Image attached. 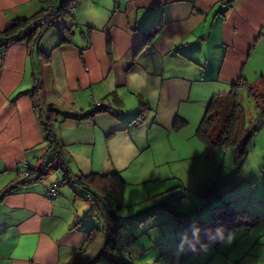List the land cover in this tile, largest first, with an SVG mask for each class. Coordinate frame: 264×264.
I'll return each instance as SVG.
<instances>
[{"label": "crops", "instance_id": "0c3cea01", "mask_svg": "<svg viewBox=\"0 0 264 264\" xmlns=\"http://www.w3.org/2000/svg\"><path fill=\"white\" fill-rule=\"evenodd\" d=\"M45 1L0 0V32L42 14ZM158 22L161 33L138 51ZM53 23L39 27L36 45L9 43L0 55V264H72L95 243L79 253L93 208L71 191L48 197L59 178L48 172L123 171L127 180L186 127L195 135L209 100L234 83L258 89L264 75L255 63L264 58V0H75L73 19ZM47 159L41 179L19 183Z\"/></svg>", "mask_w": 264, "mask_h": 264}, {"label": "rangeland", "instance_id": "374dc122", "mask_svg": "<svg viewBox=\"0 0 264 264\" xmlns=\"http://www.w3.org/2000/svg\"><path fill=\"white\" fill-rule=\"evenodd\" d=\"M262 62L261 56L255 59L256 64ZM237 91L246 119H254L258 113L256 100L246 87ZM98 108L107 110L105 106ZM189 128L180 133L183 140L174 139L164 151L152 153L143 172L138 173L141 163L134 164L129 172L132 177L127 180L122 171L127 181L125 205L114 212L118 230L112 237L108 212L93 192L64 181V170L46 174L48 177L59 174L58 180L51 182H64L58 187L60 194L71 191L76 205L87 202L93 208L92 215L81 222L80 228L89 232L95 227L97 238L89 252L72 264H264V223L236 228L218 245H207L183 255L187 240L198 229L197 222L214 220L228 208L252 213L264 210V115L246 145L245 155L238 158L232 146L209 148L190 134ZM196 128L193 127L194 132ZM43 165L47 167L49 160ZM206 188L218 193L219 200L208 202L202 196ZM87 207L80 209L83 212ZM174 212L188 216L190 224L177 227ZM130 237L134 241L129 244L131 256H128L122 246ZM108 239H111L109 248L105 244Z\"/></svg>", "mask_w": 264, "mask_h": 264}, {"label": "trees", "instance_id": "16d2710c", "mask_svg": "<svg viewBox=\"0 0 264 264\" xmlns=\"http://www.w3.org/2000/svg\"><path fill=\"white\" fill-rule=\"evenodd\" d=\"M61 3L62 4H60L59 7L55 4L56 24L53 23L54 25L50 24V26L57 25L58 18L60 17L65 18L66 16H69L73 19L75 0H62ZM46 7L47 2L45 1L44 9ZM40 15L41 12L28 19L15 20L9 28L0 32V55L3 54L9 43L25 41L28 48L36 45L41 38L44 28H33L32 30H28V24L34 22ZM72 27L73 24L65 29L63 27L64 30H62L60 38L62 42L70 41L68 36L72 33ZM162 27L163 25L158 22L154 27L146 30L137 47V50L139 51L145 46L151 44L152 41H154V39L161 33ZM241 83L232 84L228 93L209 100L205 107L204 114L195 130L196 137L200 139L205 146L207 145L209 148L232 146L237 158L245 155L246 145L249 139L254 135L262 115H264V75L261 76V85L258 89H255L252 86L244 85V82ZM239 87H246L249 95L257 102V116L250 121L246 119L244 109L238 101L237 89ZM98 110L105 111L103 108H98ZM143 111L144 109L142 108L138 114L139 118L143 115ZM40 123L46 133V140L52 141V131L49 126V118L45 121L42 120ZM176 123H174V127H176ZM43 171V167L39 169H28L26 175L19 179V183L28 184L38 181L43 176ZM64 175V181L68 180L69 182H74L80 187L93 192V194L99 198L108 212V221L110 224L109 235L110 237L115 235L118 230V224L116 223V215L114 212L119 211L124 207L125 190L127 186V182L121 176L120 172H90L80 176H73L69 175L66 170ZM59 182L61 183V186H63L64 182ZM205 192H210L212 195L211 198H206L208 202L219 200L218 193H216L213 189L206 188V190L202 192V196ZM90 197L91 196L88 194V198ZM153 214H155V212ZM174 214L175 224L177 227L182 228L190 224L191 219L188 216L179 212H174ZM257 223H264V210L258 213H252L246 210L231 211L228 208L214 220H210L205 224H202L201 221H199L195 224L198 226V229L194 230L195 234L190 237V240H187L183 255L195 253L207 245H218L232 230L236 228L247 229ZM91 231L92 232L86 239L84 245L79 248L80 254H84L97 238L95 234V227ZM110 241L111 239L105 241L108 248L110 247ZM133 241L134 238H127L122 246V249L128 256H131L129 244Z\"/></svg>", "mask_w": 264, "mask_h": 264}, {"label": "built area", "instance_id": "2783aa9c", "mask_svg": "<svg viewBox=\"0 0 264 264\" xmlns=\"http://www.w3.org/2000/svg\"><path fill=\"white\" fill-rule=\"evenodd\" d=\"M55 5L53 3V0H47V7L44 9L43 13L37 17V19L28 24V30H32L33 28H39L41 26H45V25H48L55 17ZM95 105L98 107V106H104V104L100 103V102H95ZM26 174V172H21V177H24ZM61 186V183L60 182H57V183H54V184H51V185H48L46 187V193H47V196L50 197V198H55L59 195V189L58 187ZM203 196L204 197H207V198H211V193L208 192V193H203Z\"/></svg>", "mask_w": 264, "mask_h": 264}]
</instances>
